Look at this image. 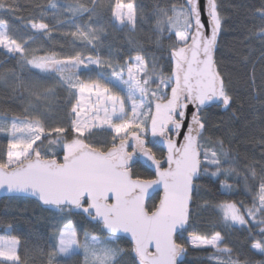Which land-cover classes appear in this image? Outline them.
Masks as SVG:
<instances>
[{
    "label": "snow or ice",
    "instance_id": "1",
    "mask_svg": "<svg viewBox=\"0 0 264 264\" xmlns=\"http://www.w3.org/2000/svg\"><path fill=\"white\" fill-rule=\"evenodd\" d=\"M98 6V0H67L63 5L50 0L47 7L37 5L39 15L23 25L24 31L0 18V49L19 69L0 75V80L7 84L12 78L16 88L44 102L29 101L23 119L0 120V133L7 139L6 159H0V190L67 213L49 241L47 264H69L80 255L83 264H118L122 238H130L134 264H181L188 245L214 250L210 259L216 264H248L247 259L233 258L230 247H221L219 231H192L182 241L194 181L201 175L223 176L221 187L230 191L227 179L240 175L223 141L205 138V109L232 104L215 61L223 27L218 0H182L157 9L156 43L170 42L167 75L157 71L155 58L149 65L140 52L123 62L85 54L102 43L105 29L92 22ZM49 9L54 24L46 19ZM109 9L114 31H135L139 14L132 0H115ZM17 11V0H0V13ZM257 11L264 25V9ZM85 15L89 23H77ZM66 23L74 30L61 32ZM54 32L73 38V54L46 46L57 43ZM259 35L264 37V27ZM57 88L69 97L68 126L49 124L54 117L47 102ZM189 105L194 109L190 120ZM98 132L111 136L110 146L92 139ZM181 136L182 142L177 139ZM44 140L64 141L62 162L47 158L41 150ZM161 149L166 150L167 168L158 158ZM141 161L154 168V178H133V168ZM246 168V183L249 178L259 180L250 189L252 205L241 208L223 201L216 207L226 227L244 229L251 221L259 228L257 234L247 228L249 251L264 256V167L259 172L255 164ZM156 189H162V195L150 207ZM73 216L99 226V234L85 230L81 239ZM20 245V237L0 235V264H27L21 261Z\"/></svg>",
    "mask_w": 264,
    "mask_h": 264
},
{
    "label": "trees",
    "instance_id": "2",
    "mask_svg": "<svg viewBox=\"0 0 264 264\" xmlns=\"http://www.w3.org/2000/svg\"><path fill=\"white\" fill-rule=\"evenodd\" d=\"M49 2L50 0H17L18 11L14 15L0 13V18L4 19L10 28L24 31L23 25L39 15L40 8L37 5L47 7ZM54 2L63 5L67 0H54ZM132 2L137 5L139 14L135 31L127 29L114 31L110 24L112 17L109 5H114L115 0H98L99 6L92 22L98 27H103L105 31L101 34L102 43L99 48L89 49L85 54H99L105 58L111 57L114 62H123L129 55L135 56L140 52L147 57L149 65L155 58L157 71L163 70L167 75L171 70V65L168 63L170 42L164 39L159 45L156 43L159 39L155 31L156 12L158 8L178 5L182 0H132ZM218 3L223 17V27L218 37L215 61L226 88L232 96V104L227 109L215 105L205 109L203 113L206 117L205 138L223 141L240 175L227 179V183L235 188L233 192L222 189L221 181L225 179L223 176L215 178L210 175H201L193 196L189 229L183 235L182 241L186 240L185 236L192 231L201 233L219 231L223 237L221 247H230L233 250V258L238 256L241 260L247 259L248 264H258L259 261L264 260V256L249 251L247 228L250 227L253 234H257L259 228H254L252 224H248L244 229L227 228L216 206L223 201L250 206L252 199L250 189L253 184L258 185L259 180L258 177L255 181L249 178L248 182H245L246 165L255 164L258 172L264 167V37L259 35L264 25L257 11L264 9V0H218ZM46 19L50 23H55L51 9L48 10ZM77 23H89L87 15L79 19ZM70 30H74V27L66 23L61 32ZM53 36L57 43L46 42L48 48H54L64 55L74 53L71 36L64 37L59 32H54ZM164 36L167 37V32ZM76 43L79 44L78 41ZM12 71L19 73L16 61L8 58L0 49V75L10 74ZM14 88H16L14 79H8L7 84L0 80L1 120L9 121L13 117L23 119L24 109L29 101L33 104L44 103L36 101L22 89L16 88L14 91ZM47 103H50L53 108V112L49 115L54 117L49 120V124L62 123L68 126L67 112L70 104L67 93L57 88L56 95ZM92 139L111 145V136L103 132H98ZM44 150L47 158L62 161V153H59L56 143L46 142ZM6 154L7 139L6 136L0 135V159H6ZM158 157L162 158L161 151L158 152ZM133 173L136 176L153 178L148 168L138 164L133 168ZM157 203L158 196L148 202L150 207ZM65 215L67 213H60L51 207H43L29 199H3L0 201V233L7 231L8 234L21 238L19 254L22 262L47 264L49 241L54 234V229L61 226V217ZM71 218L80 226V235L85 230L99 234V226L93 227L85 223L80 216ZM119 245L125 251L127 258L123 260V264H129V262L134 264L131 245L124 239L119 241ZM213 252L212 249H196L188 245V251L182 257L181 264H216L214 259H210ZM69 264H82L81 256L73 257Z\"/></svg>",
    "mask_w": 264,
    "mask_h": 264
},
{
    "label": "water",
    "instance_id": "3",
    "mask_svg": "<svg viewBox=\"0 0 264 264\" xmlns=\"http://www.w3.org/2000/svg\"><path fill=\"white\" fill-rule=\"evenodd\" d=\"M203 21L205 22V24L207 23V17L204 16L203 18ZM211 106V105H209ZM208 106V107H209ZM194 109H192V106L189 105L188 107V119L190 120L191 119V112L193 111ZM178 140H180L182 142V136L181 137H177ZM163 152H164V160L162 161L164 163V167L167 168V163H166V150L164 149H161ZM63 161V159H62ZM60 161V162H62ZM154 176H155V171H154ZM134 178V177H133ZM201 179V176L199 178H197L195 181H194V184H195V188H196V183L197 181H199ZM194 193H195V190L193 192V195H192V200H191V203H190V212L192 210V205H193V196H194ZM156 195H159V197L162 195V189H156L154 192H152V198ZM8 198H24V199H29V200H32V201H35L37 203H39L41 206L43 207H49V206H46V205H43L40 201H38L37 199L33 198V197H15L13 196L12 194H9L7 193L6 191L4 190H0V201L3 200V199H8ZM151 198V199H152ZM149 199L148 202L151 200ZM160 199V198H159ZM159 203V202H158ZM191 217V216H190ZM189 225H190V220H189V224H188V229H189ZM187 231H185L184 233H186ZM183 233V234H184ZM125 240H127L129 243H130V238H123ZM131 244V243H130Z\"/></svg>",
    "mask_w": 264,
    "mask_h": 264
},
{
    "label": "rangeland",
    "instance_id": "4",
    "mask_svg": "<svg viewBox=\"0 0 264 264\" xmlns=\"http://www.w3.org/2000/svg\"><path fill=\"white\" fill-rule=\"evenodd\" d=\"M167 35H168V33H167ZM169 94H170V92H169ZM1 120V119H0ZM9 121H11V120H9ZM0 135H4L5 136V134H3V133H0ZM46 142H48L47 140H44V143L42 144V146H41V150L43 151V152H45V150H44V147H45V145H46ZM63 143H64V141L63 140H61V142L59 143V144H57L58 145V149H59V153H62V156H61V158L63 159ZM231 185V184H230ZM224 190V189H223ZM235 190V188L233 187V185H231V190L229 191V192H233ZM245 192H246V194H248V191H246L245 190ZM252 199H253V197H252ZM252 199H251V205H252ZM250 205V206H251ZM237 206H239V207H241V208H245V207H250V206H246V205H244V204H237ZM219 212V211H218ZM221 216V215H220ZM223 220V219H222ZM223 223H224V225H225V222L223 221ZM249 224H252L253 226H254V228L256 227L251 221L249 222ZM232 228L233 227H237V228H240V226L239 225H235V226H231ZM245 227H247V225L245 226ZM227 228H230V227H227ZM229 230V229H228ZM259 230V229H258ZM259 232V231H258ZM5 234H8L7 233V231L6 232H3V233H0V235H5ZM186 234V233H185ZM184 234V235H185ZM186 237V240L188 239V236H185ZM83 238V234L81 235V239ZM118 246L120 247V245H119V242H118ZM189 246H191V245H189ZM121 248V247H120ZM122 249V248H121ZM123 250V249H122ZM81 256V258H82V264H83V256L82 255H80ZM124 259H127L126 258V255H125V251L123 250L122 251V253L117 257V261H118V264H123V260ZM128 261V260H127ZM131 262H129V264H130Z\"/></svg>",
    "mask_w": 264,
    "mask_h": 264
},
{
    "label": "flooded vegetation",
    "instance_id": "5",
    "mask_svg": "<svg viewBox=\"0 0 264 264\" xmlns=\"http://www.w3.org/2000/svg\"><path fill=\"white\" fill-rule=\"evenodd\" d=\"M161 152H162V158H161V160L163 161L165 155H164V152H163L162 150H161ZM158 158H160V157H158ZM137 164L140 165V166L143 167V168H148V169L151 171V173H152V175H153V178H154V168H149V167H148L146 164H144L142 161L139 162V163H137ZM137 164H136V165H137ZM136 165H135V166H136ZM135 166H134V167H135ZM133 177L136 178V174L134 175V173H133ZM154 197H155V196H154ZM154 197H153V198H154ZM153 198H152V199H153Z\"/></svg>",
    "mask_w": 264,
    "mask_h": 264
}]
</instances>
